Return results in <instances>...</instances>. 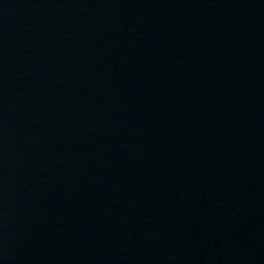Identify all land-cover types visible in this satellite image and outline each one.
<instances>
[{"label":"water","instance_id":"obj_1","mask_svg":"<svg viewBox=\"0 0 264 264\" xmlns=\"http://www.w3.org/2000/svg\"><path fill=\"white\" fill-rule=\"evenodd\" d=\"M0 264H264V0H0Z\"/></svg>","mask_w":264,"mask_h":264}]
</instances>
